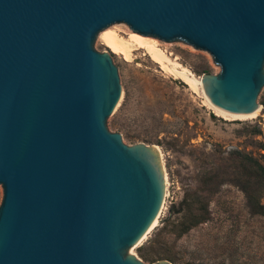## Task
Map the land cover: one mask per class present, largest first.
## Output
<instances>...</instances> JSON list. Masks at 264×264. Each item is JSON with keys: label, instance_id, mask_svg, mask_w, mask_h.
<instances>
[{"label": "water", "instance_id": "obj_1", "mask_svg": "<svg viewBox=\"0 0 264 264\" xmlns=\"http://www.w3.org/2000/svg\"><path fill=\"white\" fill-rule=\"evenodd\" d=\"M117 22L210 52L215 107L263 109L264 0H0V264H173L129 252L165 177L156 145L107 126L123 88L94 42Z\"/></svg>", "mask_w": 264, "mask_h": 264}, {"label": "rangeland", "instance_id": "obj_2", "mask_svg": "<svg viewBox=\"0 0 264 264\" xmlns=\"http://www.w3.org/2000/svg\"><path fill=\"white\" fill-rule=\"evenodd\" d=\"M109 29H117L127 40L135 32L125 22L103 31ZM148 37L158 39L173 61L197 76L221 71L207 50L183 40ZM94 46L112 54L123 88L120 103L107 119L108 129L120 133L127 145H158L169 179L159 222L129 252L147 263L167 259L173 264H264V216L250 208L234 181L239 169L233 153L240 150L258 158L264 154L263 109L252 119L224 118L209 107L202 90L165 72L145 49L134 50V58L126 60L100 35ZM263 99L264 86L259 103ZM3 195L0 184V205ZM202 214L207 216L203 222L180 235L185 218Z\"/></svg>", "mask_w": 264, "mask_h": 264}, {"label": "bare ground", "instance_id": "obj_3", "mask_svg": "<svg viewBox=\"0 0 264 264\" xmlns=\"http://www.w3.org/2000/svg\"><path fill=\"white\" fill-rule=\"evenodd\" d=\"M99 35H100V38L104 41V43L112 49V51H114L115 53L119 55L124 56L126 60H132L134 58V53H133L134 50L145 49L146 55H149L150 58L153 60V62L156 64H159L160 67L165 72L169 73L170 75L174 77L181 78L186 83H188L190 87L198 88L202 90V93L204 94L206 98L207 104L219 116H222L227 119H234V118H239V119L240 118H244V119L251 118L252 119L254 117H257L260 114V110H261L260 107L253 112L237 113V112H230L227 110H223V109L217 108L214 105L210 104L208 102V99L206 97V94L203 88L202 77L197 76L193 71H191V69L184 66L180 62L173 61L169 57V55L166 53V51L160 48V41L156 38L148 37L146 35L133 32L132 40H127L119 34L117 29H109L108 31H101ZM169 62H171V64ZM157 148L159 149L160 154H161L163 172H164V177H165V195H164V201H165L169 179H168V174H167V171L164 165L163 152L158 145H157ZM164 206H165V202H163L157 217L155 218L153 224L150 226L148 231L144 234V236L140 239V241H138L135 245H133L131 249L132 252L135 251L134 250L135 247L140 245L148 237L151 230L159 222V218L161 216Z\"/></svg>", "mask_w": 264, "mask_h": 264}, {"label": "trees", "instance_id": "obj_4", "mask_svg": "<svg viewBox=\"0 0 264 264\" xmlns=\"http://www.w3.org/2000/svg\"><path fill=\"white\" fill-rule=\"evenodd\" d=\"M261 104L263 105L264 112V99L261 101ZM233 153L238 161L236 167L239 169L234 172V181L245 192L250 208L255 213L264 216V203L262 202V195L264 193V154H261V158H258L240 150H235ZM206 218L205 214L194 216L189 220L185 218L181 222L180 235L203 222Z\"/></svg>", "mask_w": 264, "mask_h": 264}]
</instances>
